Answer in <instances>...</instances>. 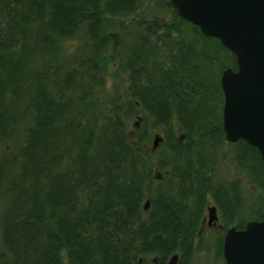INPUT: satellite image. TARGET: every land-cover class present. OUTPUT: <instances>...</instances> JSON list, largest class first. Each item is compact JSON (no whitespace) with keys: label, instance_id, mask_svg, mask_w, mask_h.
<instances>
[{"label":"trees","instance_id":"16d2710c","mask_svg":"<svg viewBox=\"0 0 264 264\" xmlns=\"http://www.w3.org/2000/svg\"><path fill=\"white\" fill-rule=\"evenodd\" d=\"M144 3L152 18L133 17ZM227 68L235 56L169 0H0V264H189L208 249L203 264H225L223 236L200 233L208 199L222 234L264 214L258 151L224 139ZM224 146L259 213L217 180Z\"/></svg>","mask_w":264,"mask_h":264},{"label":"water","instance_id":"95a60500","mask_svg":"<svg viewBox=\"0 0 264 264\" xmlns=\"http://www.w3.org/2000/svg\"><path fill=\"white\" fill-rule=\"evenodd\" d=\"M176 15L198 27L206 38L218 39L236 59V70L227 68L220 77L223 93L224 139L244 141L256 149L264 164V0H169ZM139 126V120L134 127ZM130 137L134 132L129 133ZM164 140L152 137L151 152ZM160 178V174H157ZM150 206L145 202L144 210ZM215 206L208 208V225L217 221ZM225 264H264V214L246 222L244 229L230 227L222 242ZM174 254L168 264H177Z\"/></svg>","mask_w":264,"mask_h":264},{"label":"rangeland","instance_id":"374dc122","mask_svg":"<svg viewBox=\"0 0 264 264\" xmlns=\"http://www.w3.org/2000/svg\"><path fill=\"white\" fill-rule=\"evenodd\" d=\"M146 3L142 4L137 14L134 15L133 17L137 19H139V17H143L145 19L152 18L153 15V12L151 11L152 8L148 6ZM165 15H166L165 19H169L168 13H166ZM72 48H74L73 45ZM107 83H108L107 86L109 87L111 85V79H109ZM234 149L235 147L224 146L222 150L219 152L218 157L216 158V167H217L216 178L217 180L220 181H232V180L240 181L242 186L244 209L247 211L252 210V212L256 210V213H259L261 209L259 208L260 200L258 199V197L259 195H262L263 192L261 191V189H259V187L256 184L254 185V183L251 181V179L247 174V168L242 170L240 169V167H238L234 155ZM251 161L252 159L248 160V162L245 163V166H249L251 168L252 167ZM255 200L258 201V206ZM213 206H215L213 202L210 199H208L201 220L200 233L203 234L206 243H209L207 244L208 246H210L212 240L216 238L217 235L221 234L224 237V234L226 232L225 231L222 234V223H221L222 219L218 210L216 212L218 218L217 221L211 226L208 225V208H211ZM206 259L210 262H212L214 259V253H212V251L209 253V249H208V253L202 251L195 252L191 257V261L189 264H203Z\"/></svg>","mask_w":264,"mask_h":264}]
</instances>
